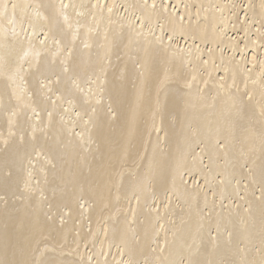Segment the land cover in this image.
<instances>
[{"label": "bare ground", "instance_id": "obj_1", "mask_svg": "<svg viewBox=\"0 0 264 264\" xmlns=\"http://www.w3.org/2000/svg\"><path fill=\"white\" fill-rule=\"evenodd\" d=\"M0 264H264V0H0Z\"/></svg>", "mask_w": 264, "mask_h": 264}]
</instances>
